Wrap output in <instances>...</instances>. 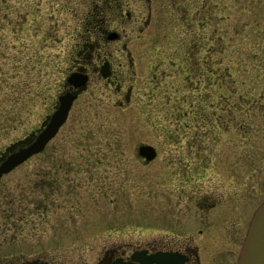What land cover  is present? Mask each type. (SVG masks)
I'll use <instances>...</instances> for the list:
<instances>
[{
	"label": "rangeland",
	"instance_id": "1",
	"mask_svg": "<svg viewBox=\"0 0 264 264\" xmlns=\"http://www.w3.org/2000/svg\"><path fill=\"white\" fill-rule=\"evenodd\" d=\"M145 4L0 0V160L74 91L71 73L89 75L58 135L0 179V264H109L174 237L197 245L206 233L178 221L216 203L207 217L227 212L245 228L264 201V122L245 140L200 130L186 75L199 49L215 70L224 60L264 75V0H153L149 26ZM113 29L121 42H108ZM141 145L157 158L147 163Z\"/></svg>",
	"mask_w": 264,
	"mask_h": 264
},
{
	"label": "trees",
	"instance_id": "2",
	"mask_svg": "<svg viewBox=\"0 0 264 264\" xmlns=\"http://www.w3.org/2000/svg\"><path fill=\"white\" fill-rule=\"evenodd\" d=\"M200 50L192 51V56L187 55L186 67L188 83L192 85L190 93L193 97L189 98L200 100L199 107L203 111L196 126L218 134L219 140L230 133H239L241 139H247L253 132L252 123L264 122V75L247 76L224 60L218 62L215 70L213 60ZM247 85H252V90H246ZM247 94L251 96L247 97Z\"/></svg>",
	"mask_w": 264,
	"mask_h": 264
},
{
	"label": "water",
	"instance_id": "3",
	"mask_svg": "<svg viewBox=\"0 0 264 264\" xmlns=\"http://www.w3.org/2000/svg\"><path fill=\"white\" fill-rule=\"evenodd\" d=\"M116 34L110 37L114 40ZM110 64L106 62L101 69V75L108 78L111 75ZM89 82V75L76 71L67 78V83L74 91H67L58 97V105L44 127L28 143L8 152L0 160V179L11 173L17 167L27 162L35 155L42 153L48 144L58 135L67 123L71 109L79 94L83 92ZM138 153L147 163L154 161L158 150L152 145H141ZM110 264H169L167 255L160 252L153 256L147 250H141L131 255L130 260L119 257ZM238 264H264V201L257 208L252 218Z\"/></svg>",
	"mask_w": 264,
	"mask_h": 264
},
{
	"label": "flooded vegetation",
	"instance_id": "4",
	"mask_svg": "<svg viewBox=\"0 0 264 264\" xmlns=\"http://www.w3.org/2000/svg\"><path fill=\"white\" fill-rule=\"evenodd\" d=\"M140 3H146L143 8L146 9L147 7L149 12L147 19L145 20V24L149 26L154 16L152 10L153 0H140ZM115 7L121 8L122 5L115 4ZM126 18H133L131 11L126 13ZM114 21L121 22L123 19L115 18ZM123 22L125 23V21ZM113 32L114 33L108 34V42L112 41L110 37L113 36V34H116V41L114 40V42H121L124 38L122 32H119V29H113ZM123 47L127 49L126 42ZM106 62H109V68L112 74L113 64L109 60ZM81 94L82 92L79 94V97ZM215 206L216 203L206 204L205 206H202L205 207V212L202 211L194 214L201 216L200 218L189 217L183 221L177 222L176 227L177 229L179 228V230H198L200 235H204L206 233V238L201 243L195 245L193 243L195 240L194 238L189 241H182L179 240V237H177V239L174 237L164 244L151 245L150 247L141 250H147L150 256L162 252L167 255V262L169 264H202L203 258L201 256V251H206L208 254L207 264H238V259L243 249L252 218L257 209L244 221V224L247 222L245 228L244 225H241V227L238 228L240 226L239 223H234L233 226L236 225V227L233 228V226L229 227V220L226 218L228 217L226 216L227 212L222 213L219 216H213L215 218L212 219H210L209 216H206L209 214L207 210L213 209ZM191 215L192 214H190V216ZM141 250H136L133 254ZM126 260H130V258Z\"/></svg>",
	"mask_w": 264,
	"mask_h": 264
}]
</instances>
